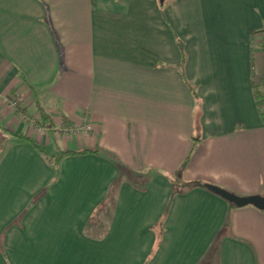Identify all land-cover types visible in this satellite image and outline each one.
Here are the masks:
<instances>
[{
    "label": "crops",
    "instance_id": "obj_1",
    "mask_svg": "<svg viewBox=\"0 0 264 264\" xmlns=\"http://www.w3.org/2000/svg\"><path fill=\"white\" fill-rule=\"evenodd\" d=\"M162 4L0 0V102L14 90L75 127L49 135L1 109L0 264H264V211L202 185L264 196V31L249 35L264 30V0ZM179 38L201 103L180 74ZM8 130L100 153L63 158L52 182ZM186 157L182 178L199 183L174 192ZM149 169L143 189L128 181Z\"/></svg>",
    "mask_w": 264,
    "mask_h": 264
},
{
    "label": "trees",
    "instance_id": "obj_2",
    "mask_svg": "<svg viewBox=\"0 0 264 264\" xmlns=\"http://www.w3.org/2000/svg\"><path fill=\"white\" fill-rule=\"evenodd\" d=\"M163 5V4H161ZM259 31H264V30H251L250 31V41H253V35ZM178 46L180 49V53H181V60L184 61L185 59V52L183 49V44L182 42L178 39ZM258 47L263 49V44L258 45ZM253 50V49H252ZM250 66H251V77H253L254 75V71H253V67H254V58H253V51L251 52V56H250ZM184 82L187 84V86L189 87V89L192 92V95L194 96V98L197 100V94L195 91V87L190 84L186 79H185V75L184 72L181 71L180 72ZM253 86V83H252ZM255 88V97L257 102L259 103L261 100L264 99V84L258 85V86H254ZM11 96H17L15 94V91L12 90L10 92ZM18 97V96H17ZM35 107L37 109L38 112V116L33 117L29 111H28V106L22 102V99H20L18 97L14 99L13 101V111L15 112L16 115H18L20 118H22L26 123L31 124L34 128L36 129H40L46 133H48L49 135H54L55 132L59 131V132H64V131H73L75 129L74 127V123L64 114H61V126H57L52 119L51 114L46 111V109L40 104V102L35 101ZM260 117L261 120L263 122L264 125V110L260 109ZM10 132H12L11 130H8ZM15 136H17L20 139L25 140L26 142H28L31 147L36 150L39 154L42 155V157L44 158V160L46 161V163L54 170V177L52 179V182L56 181L57 176L60 172V167H61V162L62 159L67 157V156H75V155H81V154H85V153H92V154H99L100 153V149L99 148H93V149H85V150H69V149H57L52 153H48L34 138L29 137L27 135H25L24 133H15L12 132ZM188 162V157H186V159L182 162V164L180 165V167L178 168V170L176 171V173L174 174V178L173 180V184H174V192H178V193H183L186 192L187 190H189L190 188L197 186L199 182L195 181V182H186L185 180H183L182 178V173L183 170L186 167V164ZM152 170H147L146 172H144L141 177L136 178L134 176H130L128 178V181L133 184L135 187H137L138 189H143L147 183L148 177L150 175ZM205 187V184H202ZM206 188V187H205ZM106 204L107 201L103 202L100 204V206L95 209L92 213L93 217L96 218V216L102 211V207L103 205L106 208ZM230 208H233L235 205L232 203H228Z\"/></svg>",
    "mask_w": 264,
    "mask_h": 264
},
{
    "label": "rangeland",
    "instance_id": "obj_3",
    "mask_svg": "<svg viewBox=\"0 0 264 264\" xmlns=\"http://www.w3.org/2000/svg\"><path fill=\"white\" fill-rule=\"evenodd\" d=\"M179 40L182 42L183 44V49H184V43L183 41L179 38ZM185 52V51H184ZM185 61H186V53H185V59L184 61L181 60V53H180V61H179V69H180V72L183 71L184 72V75H185V79L188 81V79L186 78V74H185V69H184V65H185ZM190 83V81H188ZM191 84V83H190ZM195 91H196V94H197V90H196V87H195ZM18 97L17 96H10L8 97L6 100L0 102V111L3 107H9L10 109L12 108V105H13V101L14 99ZM22 99V98H20ZM202 99H198V96H197V100H196V103H201ZM22 102H24L27 106H28V111L29 113L33 116V117H36L38 116V114H36V108L34 106V100H29L28 98L27 99H22ZM199 107V105L197 104L196 107ZM197 107V109L199 110V108ZM262 108V107H261ZM13 109V108H12ZM196 109V110H197ZM263 109V108H262ZM197 117V116H196ZM5 119H7V117H3V119L0 118V138H3L6 134L5 132ZM61 126V123L59 124ZM57 125V126H59ZM52 138V137H51ZM70 139V138H69ZM73 139V138H72ZM72 139L70 140H67L66 142L68 143L69 147L72 148V147H76L74 144H72ZM63 147V143H62V139L61 138H57L56 140L52 139L51 141V145L49 146H46L45 150L48 152V153H52L54 152L55 150H57L58 148H61ZM111 158H113L116 162H119L118 159L114 156H112ZM108 201L110 202L111 201V198L108 199ZM110 204V203H109ZM108 204V205H109ZM107 206V204H106ZM248 207H253V206H246V208ZM109 208V207H108ZM108 208H105V206L103 205L102 207V211L96 216V218L98 216H100V214L104 213L105 211H107ZM236 208H240V207H236ZM255 208V207H253ZM211 257H213V253L211 255Z\"/></svg>",
    "mask_w": 264,
    "mask_h": 264
},
{
    "label": "water",
    "instance_id": "obj_4",
    "mask_svg": "<svg viewBox=\"0 0 264 264\" xmlns=\"http://www.w3.org/2000/svg\"><path fill=\"white\" fill-rule=\"evenodd\" d=\"M164 1L165 0H159L160 4H162ZM205 187L212 193L226 200L227 202L234 204L236 207L253 206L259 210L264 211V196H239L209 183H205Z\"/></svg>",
    "mask_w": 264,
    "mask_h": 264
}]
</instances>
